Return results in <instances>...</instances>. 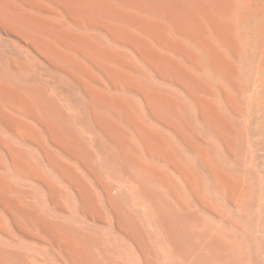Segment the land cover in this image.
<instances>
[{
    "label": "bare ground",
    "instance_id": "bare-ground-1",
    "mask_svg": "<svg viewBox=\"0 0 264 264\" xmlns=\"http://www.w3.org/2000/svg\"><path fill=\"white\" fill-rule=\"evenodd\" d=\"M0 32L73 90L94 136L56 98L0 73V131L21 143L0 137L11 177L41 185L55 210L70 200L83 222L108 220L91 234L48 218L1 176L0 209L18 231L48 238L56 264H242L192 207L214 215L206 193L245 206L247 180L218 150L264 132V0H0ZM106 161L134 209L100 181ZM25 258L0 243V264Z\"/></svg>",
    "mask_w": 264,
    "mask_h": 264
},
{
    "label": "rangeland",
    "instance_id": "rangeland-1",
    "mask_svg": "<svg viewBox=\"0 0 264 264\" xmlns=\"http://www.w3.org/2000/svg\"><path fill=\"white\" fill-rule=\"evenodd\" d=\"M13 44L21 45L22 43L15 41L8 35L0 32V73L3 76H7L8 79H11L14 83H22L36 88L38 87L43 90L44 93L46 92V96L54 97L57 99L56 101L58 103L59 101L63 103L64 106H67L68 109H70L69 112H73L75 114L76 118L74 116V120H72L74 122L77 120V123H80L77 124L78 126H75V130L79 133V135H82L86 142L92 141L93 134L88 130L92 127V125L89 123V118H87L84 113L82 114V112H84V105L82 102L77 101L73 90L60 77L54 76L46 69L43 70L39 64L33 63L29 58L24 57V53ZM255 127L256 124H252L251 131H253ZM195 130H198L197 127H195ZM83 131L86 133L81 134ZM198 134L201 138L203 137L202 133L198 132ZM0 135V137L4 139L14 141L15 143H12L16 146L19 144L21 145L19 141L1 133V131ZM253 136L254 142L252 139L250 142H244L239 149L237 147H233L234 149L232 148V150L228 152L223 149L221 151L218 150L224 167L234 173L236 172L239 176L244 177L245 181L247 180V187H250V190L247 188L248 194L244 206L245 208L242 207L241 210V207L236 205H234L235 207L232 206L233 204L226 201V199L219 196L214 197L208 193H206V196H208L209 200L212 202L211 209L214 208V210L212 209L211 211L215 213V216L212 213L205 212L197 206L192 207V210L198 212L199 217L204 223L222 234L227 240H230L239 246L242 264H264V148L257 147V142L263 140L264 138V132L260 136ZM172 139L175 141L173 137ZM174 143L178 146V149H182L176 141ZM232 153H234V155ZM185 156L189 157L188 155ZM0 158L2 161H0V165L2 167V169L0 168V177H6L13 185L20 189V192L23 190L20 193L21 195L23 194V196L19 197L25 205L34 206L37 211L39 210V213L46 215L48 218L59 219L61 221L64 219L66 222L71 223L75 227L86 230L87 233L92 234V228L94 226L99 227L95 228L100 234L105 232L104 226L108 223L107 219L101 222L88 219L85 221L86 223L83 222L81 217L77 216L75 213L74 202L72 201V203L70 200L63 202L60 206L61 211L55 210V208L52 207L53 205L47 199L44 188L41 185L11 177L8 167H6V160L2 154H0ZM99 162L100 161L98 159V166L100 164ZM105 163V167L103 163L104 172L100 176V181H103L102 184L104 183L106 186L110 187L112 195L119 201L125 204L128 208L134 209V207H132L131 196L128 194V189L130 188L128 187V181L117 172L115 165L111 163L108 164L107 161ZM4 167L8 170L6 171ZM37 167L40 171L47 175L44 167L38 165V163ZM135 173L136 172L132 170L131 175L134 176ZM101 177L103 180H101ZM172 178L174 179L173 176ZM53 183L56 187L58 186V189L60 188V190H64L56 181H53ZM136 185H139V181L137 180ZM144 187L146 189H150L152 186L149 183H145ZM28 190H30V195ZM180 190L185 196L184 190L182 188H180ZM24 194H26V196ZM32 195L35 198L34 200ZM29 196L32 197L28 199ZM248 197L250 199H248ZM33 202H35L34 205ZM247 208H250L251 210L248 211ZM47 209H49L50 214L46 212ZM10 215L0 209V218H2L0 223L5 225V231L8 232H0V243L4 247L26 257L25 259L28 261L27 264H29V262L30 264H56L53 256L51 255V252H53L55 248L51 245L49 239L37 230H30L29 232L18 231L13 223L12 217L14 215ZM16 218L18 219L17 215ZM17 219L16 222L19 221L21 224L22 222L23 224L25 223L24 220L20 218L18 220ZM150 256L151 255H149V257ZM161 258L162 261H160L159 264H165L166 261L163 254H161ZM135 264H139V262L136 261V257ZM155 264L158 263L155 262Z\"/></svg>",
    "mask_w": 264,
    "mask_h": 264
}]
</instances>
